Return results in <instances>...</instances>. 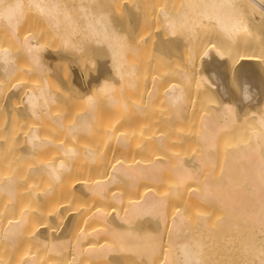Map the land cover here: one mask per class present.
Segmentation results:
<instances>
[{
	"label": "bare ground",
	"instance_id": "6f19581e",
	"mask_svg": "<svg viewBox=\"0 0 264 264\" xmlns=\"http://www.w3.org/2000/svg\"><path fill=\"white\" fill-rule=\"evenodd\" d=\"M167 1L0 0V31H2L0 33L11 38L10 41L14 39L13 43L15 45L17 43L21 47L19 50L23 51L27 63L31 64L29 74L37 73L36 75L42 76L41 79H43V85H37L38 87L35 86V89L24 88L25 90H22L19 83H14L9 90L8 99L16 94L20 95L24 117L40 116L39 111L41 110L40 112H46L47 116L42 113L46 117H48V113L51 118L52 115H57L58 117L52 119L61 127L64 121L59 123L61 115L52 114L51 106L67 107L81 101L86 106L85 109L82 107L84 111L81 108L82 113L75 114L72 119L73 123L67 122L69 125L65 127V123L62 128L65 127L68 135L82 132L85 134L91 129V119L96 113L94 110L97 105L96 98L101 96L100 98L104 99V104L110 106L108 109H116L115 106L119 105L120 113L122 112L115 124L122 125L123 129L119 130L120 127L113 126V132L115 128L120 132L123 131L124 135L115 136L117 130L113 134L114 140L116 137L120 147L125 145L124 136L126 133L124 132L128 131L127 134H130L132 131L129 128L138 127L135 126V122L139 121L138 119L141 117L137 113L142 112L143 115L141 110L149 111L148 115L144 114V117H148V119L142 117L147 121L153 115V106L156 107V104L165 106L163 113L165 109L167 112L164 115H162L163 113L157 115L160 118L161 115L163 116L161 120L157 116H154L155 119L152 117L149 120L151 124L158 118L157 123L163 122L159 126L164 124V127L173 128L176 125L179 126L180 121L183 126L184 122L191 120V124H194L193 127H195V123L196 128L198 127L194 134L191 133V137L188 135L186 138L195 140L192 142L198 147L197 152L192 154L193 157H188L189 159L183 158L181 154L179 156L177 154L178 157H176L175 152L173 153L175 157L171 158L169 153L173 151L167 153L165 149L160 151H165L166 154H169V160L174 161H168V157L165 155V158L162 159L149 158V155L147 159L141 155L140 158L136 157L137 160L129 157L130 162H127L129 161L128 157L127 160L123 158V161L120 160V157L119 162L115 160L117 158L112 159L110 155V158L108 155L106 158L105 155L110 152L109 149L104 150L103 154L101 153L104 155L102 161H100L102 156L100 155V157L99 154L97 155L99 156L98 161L95 160V162L94 158L96 159L97 156L84 155L85 160L93 161L97 163V166L103 162L99 168L103 167L104 174L100 171L101 175L96 174L97 176L94 175L93 178L88 176L89 179L86 176V179L81 178L82 180L79 181H74L72 177L68 178L69 180L66 178L65 190L62 189L66 191V195L71 194L70 198L73 196L77 199L81 197L93 199L96 201V205L94 203L93 206L90 205L91 207L86 206L89 209L86 210V208L84 209L86 211L82 210V212L81 210L75 212L70 211L69 208L66 209L65 207L68 206L62 204L60 200L51 206L48 213H46V209H44V211L46 210L44 213L40 212V207L38 211L43 216V221L46 219L50 221V224L59 223L60 227L56 226V229L53 227L54 230L48 226L49 222L48 224L44 222L45 226L40 225L35 229L32 227L33 230H29V233L28 229L22 230L26 224L29 227V222H33L32 217L35 215L33 212L24 210L16 217L13 215L15 218L10 215L12 218V220L9 219L10 221H7L9 217L5 221L0 220L1 243L13 247L18 244V240H27L31 245L38 246L37 248L42 251L41 255L44 254V257L41 258L39 253L35 254L37 252H33V250V253L30 252L31 255L27 256L24 253L26 250H23L22 255H26V257L23 256L24 258L19 261V264H45L49 254L56 258L59 257V262L63 260V264H79L80 261L81 264L84 262V264H264V0H171L173 3ZM23 21H27L24 23L25 25L38 21L37 23H40L38 26L43 28L42 30L45 29L42 34L44 33L45 37L60 44L58 51H56L57 47L55 50L47 48L48 46L45 47L43 44L46 42L42 44L43 39L40 38L42 34L40 37L38 36L39 38L34 36L36 32L32 33L33 35L30 33L25 35L28 32H23L24 30H21L23 27H19ZM18 31H22L24 35L23 33L21 35V32L19 34ZM252 46L253 48L256 46L257 51H253ZM4 47L2 44L0 48V75L8 79L14 76L18 68L15 55L19 51L15 54L10 50L11 47L10 49ZM87 47L96 50V56L92 55L93 58H91V61L95 60V63H91L94 65L92 69L86 68L85 70L83 68V70L74 65L76 63L75 56L81 49L87 50ZM142 48L146 49L147 57L150 55L148 61L150 58H159L163 63L175 60L182 65L175 68L178 73L174 71L175 69L172 70L177 73L176 78L174 77L175 80L161 81L162 78L159 77L162 74L152 76L153 78L147 80L150 81L149 83L144 82V87L141 85L140 89H143V93H141V98L138 97L141 100L133 99L135 101L133 102L129 99L131 101L129 102V97L124 94L123 89H136L137 81H140L138 76L140 64L136 59H133L134 57H131V61L130 56H133L131 53L134 55L141 53ZM84 51L82 50V52ZM261 53L262 55H260ZM138 55L136 57H141L140 59L145 58L144 54V56ZM259 55L261 58L263 56L261 62L257 61ZM74 60L75 63H73ZM136 76L139 77L137 81ZM51 80L57 82V84L54 83L61 88L60 92L55 93L53 92L55 90H51V83H53ZM49 82H51V87ZM192 84L194 89L191 88V90L189 86ZM138 86L140 87V85ZM116 89H118L116 93L120 95L114 94ZM256 96L259 98L254 100ZM134 97L132 96V98ZM6 103L10 102H5V106ZM11 104L13 103L11 102L8 107H11L12 111V107L15 105L11 106ZM50 104H52L49 106L50 110H47ZM130 106L141 110L137 112L134 110L133 113L136 115L131 112L132 116L130 117L128 114V111L129 113L132 111ZM78 107L77 109L80 110ZM123 108L128 109L127 117H125L126 113L124 114L122 111ZM58 110L60 111V109ZM192 110L195 111L193 115H191ZM14 111L18 112L19 110ZM93 112L95 113L93 114ZM73 113L75 112L73 111ZM122 114H124V118ZM133 115L140 118L138 117L136 121L133 119ZM30 117L29 119L32 118ZM94 119L96 120V118ZM127 119L133 120V125L130 123L131 126H129L130 121ZM153 119L155 121L152 123ZM193 119L196 120L193 121ZM122 120L124 124L121 122ZM126 120L128 124L125 122ZM110 123L112 124V122ZM107 124L109 125V122ZM161 128L163 129V125ZM138 131H134V135L137 132L136 137L132 134L133 132L131 133L135 140L137 134L141 133ZM150 131L153 132L154 129ZM150 131L145 133H150ZM37 132L36 126H32L24 137L25 140L22 137L25 141L22 140V142L25 145L21 143L24 147L21 145L22 154H20L25 159L39 157H32V155L38 153L40 149L46 148L44 146L49 145L48 142L51 141H47L45 137L44 139L40 138L39 132L41 131L38 132L39 134ZM165 134L153 137L154 139L151 140L156 146L149 143L148 149H152L153 146L164 147L165 144L169 148L168 146L171 145H167L168 142H166L169 137L166 138L168 135L165 136ZM140 135L138 134V137ZM127 137L126 135L125 138ZM130 137L131 135L128 138L132 139ZM135 140L134 142H136ZM131 141H128V145L131 147H126L127 149L131 148L128 149L130 152L137 144L133 145V141ZM192 142L187 145L192 146ZM11 144L15 145V143ZM60 144L62 143H59L61 147ZM181 144L186 146L184 139L183 143L180 142V147ZM63 146L65 145L62 144V147L59 148L61 154L65 156L60 154L61 156L54 159L55 162L46 159V162L43 159H41L42 162L39 159V162L36 159V162L39 163L35 162L36 166L31 167L30 170L27 169L30 171V175L49 179L56 185L65 179L64 176L71 173L74 167L70 161L74 158L72 155L76 150ZM117 146L116 144L115 147L117 148ZM149 146L152 147L149 148ZM143 148H139L141 151L137 156H140ZM174 149H176L175 146ZM122 150H124L123 148L121 152L124 153ZM139 150L134 149L133 151ZM157 150L159 152V149ZM17 151L19 150L17 149ZM84 151L83 154H94L93 150H89L88 147ZM125 151L127 150L125 149ZM144 151L142 154L145 153ZM153 153L148 154L152 156ZM15 154L17 153L15 152ZM21 156H18V159L22 160ZM175 158L177 159L175 160ZM66 159L70 163L66 162ZM86 163L88 164V162ZM169 171L173 181L169 179V176L167 177L168 181L172 182V186H169V188L171 187L170 191L167 188L166 190L172 195L163 192L165 188L162 189V186L160 190L155 188L156 183L161 184L163 173ZM18 181L14 174L5 175L0 179V191L4 192L12 202L14 198L16 199L15 193L17 192L15 191ZM62 182L64 183V180ZM59 184L61 185V183ZM124 184L125 186H122ZM33 191L23 192V194L29 193L30 196L27 195L39 203L50 202L49 193L51 194L52 191L49 189H43L38 193ZM58 191H55L56 197ZM170 196L179 201L177 203L171 199L175 206L179 204L177 207L180 208V204L183 203L181 207H188V209L173 207V203V205L169 204ZM53 197L55 198L54 195ZM178 199L182 201L180 202ZM66 200H68L67 197ZM50 204L48 203V206ZM192 204L198 207V210L199 207L203 208L208 204L213 205L214 208L218 204L224 210L219 208L218 212L210 207L214 214L218 213H216V218L211 217L210 220L220 219L213 221L215 223L210 222L208 216L205 215L211 214V209L208 211L202 209L206 211L203 214L205 217L203 215L201 217V213L198 215L195 212L198 217L194 218H198V220L194 221V215L191 217L188 213L194 207ZM201 204H205V206H201ZM36 205L40 204L36 203ZM189 205H191V209H189ZM47 209L49 208L47 207ZM220 211L224 213L223 217ZM187 214L191 217L189 219L193 218V220L189 221ZM218 216L220 218H217ZM36 222L35 224H37ZM55 223L54 225H56ZM16 247L17 245L14 248L16 249ZM32 249L34 248L32 247ZM13 253L16 254V252ZM15 254H13L14 257ZM59 262L55 264H62Z\"/></svg>",
	"mask_w": 264,
	"mask_h": 264
},
{
	"label": "rangeland",
	"instance_id": "374dc122",
	"mask_svg": "<svg viewBox=\"0 0 264 264\" xmlns=\"http://www.w3.org/2000/svg\"><path fill=\"white\" fill-rule=\"evenodd\" d=\"M167 1V0H166ZM169 1H171V0H168L167 2L169 3ZM172 1H174V0H172ZM170 2V3H173V2ZM176 1V0H175ZM27 21H23V24L24 23H26ZM38 21H34V23H32V24H27V25H25L24 24V26H22V25H20L19 27H23L21 30L23 31V32H28V33H25V35L26 34H32V33H34V32H36V33H34V36L36 35L37 36V38H39L40 37V35L42 34V32L43 31H45V29L44 30H42L43 28H40L39 26H38V24H40V23H37ZM32 25V26H31ZM42 25V24H41ZM42 27H44V26H42ZM36 28V29H35ZM38 28H40V29H38ZM0 30H1V28H0ZM26 30V31H25ZM22 31H20L21 32V35H22ZM0 32H2V31H0ZM19 32V31H18ZM20 32H19V34H20ZM5 33V32H4ZM6 34V33H5ZM23 35H24V33H23ZM33 35V34H32ZM45 34L43 33L42 35H41V39H43V42L41 41V39H40V41L42 42V44L44 43V42H46V43H44L43 45H45V47L46 46H48L47 48H49V49H51L52 50V48L55 50L56 49V47H57V50L56 51H58V47L60 46V44L59 43H57L55 40H52V39H49L48 37H45L44 36ZM35 36V37H36ZM39 36V37H38ZM10 37V36H9ZM43 37V38H42ZM46 38H48V39H46ZM11 40V38H7V36H5L4 34L2 35V33H0V48L2 47V44H3V47L4 48H8V49H10V47H11V51H14V53L16 54L18 51L20 52V53H22V54H20L19 52L17 53V55H15V60H16V63L18 64L17 66H18V68H17V70H16V73L14 74V76H12V77H10V78H4V77H2L1 75H0V88L2 89L1 91H0V179L2 178V177H4L5 175H9V174H14L17 178H18V182L16 183V187H17V189H16V191L15 192H17V193H15V195H16V199L14 198V200H13V202L11 201V199H8L9 197H7V195H5V193L4 192H2V191H0V220L1 221H5V220H7V218H8V220L7 221H10V220H12V218H10V215L12 216V217H16L17 215H20L21 214V212H23V210L25 211V212H27V211H29V212H33V214H35L33 217L35 218H33L32 217V219H33V222H29L30 223V225H29V227H28V225L26 224L25 225V227L27 226V228L25 229V227L23 226V228H22V230L24 229L25 231L28 229V233L31 231V230H33V229H35L36 227H39L40 225H44L45 226V223L46 224H48V222H49V224H50V221H48V220H46L45 219V217H44V221H43V216H41V214H40V212H42V213H44L46 210H47V212L46 213H48V211L51 209V206L53 205V204H55V202H57V201H59L60 200V202L62 203V204H64V205H66V206H68V207H65L66 209L67 208H69V210L70 211H78V210H81V212H82V210L83 211H86V210H88L89 208H87V207H91L90 205H94V203H95V205H96V201L95 200H90V199H85V198H83V197H81V198H73V196H72V198L74 199V201L72 200V198H70L71 197V194L69 193V196L68 195H66V191H64L65 189V183H66V181H67V179L68 178H71L72 177V179L74 180V181H79V180H82V179H86V176H87V178L89 179V177H91V178H93L94 177V175H99L101 172L100 171H102V173L104 174V169L102 170V168H99V167H101L100 166V164L101 163H103V162H101V163H99V165L97 166L96 164L97 163H94L95 162V160H97L98 159V157L101 155L102 156V158H101V160L100 161H102L103 160V157H104V155H102L103 153H104V150H108V151H110V152H108V153H106V158H107V155H108V157H109V155L111 156V158L113 159H115V158H117V159H115L116 161L118 160L119 162H120V160H122L123 158H127L128 160L130 159L129 157H132V159L133 158H135L136 160H137V158L139 157H145V158H147L148 159V155H149V158H156V159H158V158H165V156L166 157H168L167 159H168V161H170V162H172V161H174V160H169L170 158H169V154L171 155V158H174L175 156L176 157H178L180 154H181V156L184 158L185 157V159H189L188 157H193V153L195 154V152H197V148L198 147H196L195 145L196 144H193V142L192 141H194L195 142V140H192L191 138V140L190 139H186L187 137H188V135H190V137H191V133H195V130H197V128H196V123H195V127H193V125L191 124V120H189L190 122H188V121H186V122H184L185 124H183V126H181V121H180V124H179V126L178 125H176V127L174 128V130H173V128L172 127H168V126H165L164 127V124H162L163 125V129L161 128V126H159L161 123H163V122H161V123H157L156 121H158L157 119L158 118H160V116H157L158 114H161V113H163V111H164V108H166L165 106L164 107H162L161 106V104L160 105H158V104H156V107H154L153 106V108H154V110H152L153 108L151 107V110L153 111L152 113H153V115H151V118L152 117H154V116H157L158 118H156V121L154 120L155 119V117H154V119L152 120V123H153V121H155L153 124H151L150 122H149V120L151 119H149V120H147V121H145V120H143V118L144 119H148V117H144V114L146 113L147 114V112H149V111H147L146 109H143V110H141V111H143V115L141 114L142 112H138V113H140V114H138L137 113V115H139L141 118H142V120H140L141 118L139 117V116H135L136 115V113H133L134 112V110H136V108L135 107H132V106H130V108L132 107V111H130V113H129V111H128V114H129V116L131 117L132 115H130L131 114V112L133 113V114H135V115H133V119H136V121H137V119H138V117L140 118V119H138L139 121H140V123H142L141 125H140V123H139V121H137L138 122V125H136L137 124V122H135V126H138V127H131V128H129V126H131V125H133V120H128V121H130L129 122V126H127L126 125V127L127 128H129L128 130L134 135V131H141V133L139 132L138 134L142 137V135H144V133L145 132H149L150 130H152L153 131V129H154V133L153 132H151L150 131V133H145V135L141 138L140 136V139L142 140H140L139 139V137H138V134H137V138H136V140H135V135H136V133L137 132H135V137L130 133V134H127L128 133V131H125L124 133H126L125 134V136H124V140H125V145L123 146V147H120L121 145L116 141V137H115V140H114V137H113V134H115V131L117 130V134L115 135V136H117L118 134H122L123 133V131H119V130H122L123 128H121L122 127V125L121 126H118V125H116L115 123H117V121H118V116L122 113H120V107H118L117 105L115 106V108L116 109H114V108H111V110L110 109H108L110 106H108V105H106V104H104V99H102V98H100L101 96H99V98H96L97 100H96V102H97V105L95 106V109L94 110H96L95 112H93V118L91 119V124H92V126L90 125V130H88V132L86 133L85 132V134H84V132H82V133H77L76 135H68V133H67V131H66V129H65V127L67 126V125H69L70 123H73L72 122V119H73V117L75 116V114L77 113V114H79L81 111H82V109L84 108L85 109V105H84V102H81V101H77V102H75V103H72L71 105H68L67 107L66 106H62V105H54V106H56V107H54V106H51L52 104H50V105H48V107L49 106H51L52 108H51V110H52V112L51 111H49V112H51L52 114H55L56 115V113L58 114V115H61V117L59 116V119H60V121H59V123H62V121H64L63 123L65 124L66 123V125H65V127L64 128H62L63 126L62 125H64V124H62L61 125V127L56 123V121L54 122V120L52 119V118H54V117H56V116H54V115H52V114H50V115H52L53 117L51 118V116H49V113H48V111H47V113H48V117H46L47 116V114H46V112L44 113V111H42V112H40L39 111V113L42 115V113H44L45 115H38V116H27V118L26 117H24V115H23V113H22V111H23V108H22V106H23V104H22V99H21V97H20V95L19 94H16V95H14L13 97H11V99L9 98L8 99V94H9V90H11V87H12V85L14 84V83H19L20 84V89H22V90H25V89H32V88H34L35 89V86L36 87H38V86H42L43 85V79H41L42 78V76L40 77V75L39 76H37L36 74H29L30 72H28L30 69H31V64L30 63H27L28 61H27V59H25V56H23V51L20 49L19 50V48H21L16 42V45H18V46H16L14 43H13V40L12 41H10ZM45 40V41H44ZM48 41V42H47ZM56 42V43H55ZM59 44V45H58ZM9 46V47H8ZM16 46V47H15ZM55 47V48H54ZM252 48H253V46H252ZM251 48V49H252ZM255 48V49H254ZM254 48L252 49L253 51H257V47L256 46H254ZM17 49V50H16ZM60 49V48H59ZM82 50L84 51H87V52H82ZM87 50L85 49V48H83V49H81L80 51H79V54H80V56H79V54L77 53V55H76V53H75V60H76V63H75V60H74V62L73 63H75L74 65L78 68V67H80V69H85L86 70V68L89 70V69H92L93 67H94V65L93 64H91V63H95V60H92L91 61V58H93V56L92 55H94V56H96L95 54H96V50L95 49H90V48H88L87 47ZM90 50V51H89ZM142 55H141V53L139 54V53H137L136 55H134L133 53H131V55H133V56H130V60H131V57H134L133 59H136V61H138V63L140 64V71H139V77H140V79H139V77L138 76H136L137 78H136V81H137V79H139L140 81H137V87H135L136 89H128L127 90V88L126 89H123L124 90V94L125 95H128L127 97H129L128 98V100L130 99L131 101H133V99H135V101H137V100H141V99H139V98H141L140 96H142V94L141 93H143L142 92V90L143 89H140V88H142V87H144L145 85H144V82H147V83H149L150 81H147V80H149V79H151V77L152 76H157V75H161L159 78H162L161 79V81H168V80H170V79H172V81L173 80H175V78H176V74L178 73L177 71H176V69L177 68H179L182 64L180 63V62H175V60L173 61V62H171V61H167L166 63L164 62H162L159 58H150V62L148 61V58H149V56L147 57L146 55H148V53L147 52H145V48L143 49L142 48ZM147 51H148V49H147ZM252 51V52H253ZM264 51V50H263ZM147 53V54H146ZM140 55V56H144L145 55V58L144 57H142V59H140L141 57H136L137 55ZM144 54V55H143ZM264 54V53H263ZM22 55V56H21ZM138 55V56H139ZM260 55H262V53L260 54ZM260 55H259V57H258V62H261L263 59V56H262V58L260 57ZM73 57H74V55H72ZM77 57H78V59H77ZM97 58V57H96ZM138 58V59H137ZM259 58L261 59L260 61H259ZM77 61H79V62H77ZM132 61V60H131ZM135 61V62H136ZM148 61V62H147ZM171 62V63H170ZM79 64V66H78V64ZM149 63V64H148ZM93 65V66H92ZM153 65V66H152ZM84 66V67H83ZM142 66H144V67H142ZM82 67V68H81ZM159 69H158V68ZM174 67V68H173ZM161 68V69H160ZM176 68V69H175ZM83 69V70H84ZM175 69V70H174ZM148 70V71H147ZM157 70V71H156ZM172 70H174V71H176L177 73H175L174 71V73H175V75H174V73L172 72ZM150 71V72H149ZM154 71H156L155 73H154ZM161 71V72H160ZM28 72V73H27ZM152 72H153V74H152ZM158 72V73H157ZM150 77V78H149ZM175 77V78H174ZM153 78V77H152ZM178 79H179V77H177ZM164 79V80H163ZM166 79V80H165ZM177 80V79H176ZM41 81V82H40ZM171 81V80H170ZM42 83L41 85H40V83ZM51 82H56V81H52L51 80ZM51 82H49V86L51 87V84H52V88H51V90L53 89V90H55V91H53V92H55V93H57V91L58 92H60L59 90H61V88H59V87H57L56 86V84H57V82H56V84L54 83V86L56 87H54L53 86V83H51ZM139 82V83H138ZM51 83V84H50ZM146 83V84H147ZM38 85V86H37ZM138 85H140V87L138 86ZM141 85H142V87H141ZM59 86V85H58ZM54 87V88H53ZM139 87V88H138ZM190 87V89L192 88V89H194L193 88V84H192V86L190 85L189 86ZM188 87V88H189ZM25 88V89H24ZM50 89V88H49ZM191 89V90H192ZM50 90V91H51ZM117 91H114V94L116 93V92H118V89H116ZM130 90V91H129ZM136 90V91H135ZM126 91H128V92H126ZM134 91V92H133ZM138 91V92H137ZM121 92L123 93V91H122V89H121ZM137 92V93H136ZM128 93V94H127ZM117 95L119 94V93H116ZM120 95V94H119ZM115 96V95H114ZM132 96H135L134 98H132ZM127 97H125L124 96V98H126L127 99ZM137 97V98H136ZM139 97V98H138ZM119 98H120V96H119ZM132 98V99H131ZM257 98H259V96L257 97L256 96V98L254 97V100L255 99H257ZM9 100V101H8ZM127 100V101H128ZM129 100V102H131ZM100 101H102V102H100ZM135 101H133V102H135ZM5 102H12L13 104H11V106H13V105H15V106H13L12 107V111H11V107H8V105L10 104V103H6L7 105L5 106ZM136 103H139V102H136ZM103 104V105H102ZM76 105V106H75ZM84 105V106H83ZM104 105H105V107H104ZM158 105V106H157ZM61 108H60V107ZM77 106H79L78 108L80 109V110H78L77 109ZM106 106H107V108H106ZM18 107V108H17ZM83 107V108H82ZM111 107H114V106H111ZM162 107V108H161ZM255 107H257V106H255ZM55 108V109H54ZM74 108V109H73ZM82 108V109H81ZM117 108H118V110H117ZM134 108V109H133ZM58 109H60V111L58 110ZM75 109H76V111H75ZM84 109H83V111H84ZM14 110H19V111H21V113H19V111L17 112V111H14ZM47 110H50V107L47 109ZM58 110V111H57ZM126 109H122V111L124 112V114L127 112V110L125 111ZM129 110H131V109H129ZM140 110H136L135 112H137V111H140ZM144 110H146L145 112H144ZM195 110V109H194ZM14 111V112H13ZM73 111L75 112V113H73ZM116 111H119V112H116ZM16 112V113H15ZM60 112V113H59ZM115 112V113H114ZM155 112V113H154ZM165 112H167L166 111V109H165ZM164 112V113H165ZM195 111H193L192 110V114L191 115H193V113H194ZM82 113V112H81ZM164 113L162 114V115H164ZM189 113H191L190 112V110H189ZM188 113V114H189ZM76 114V115H77ZM124 114H122V117L124 116ZM145 114V115H146ZM156 114V115H155ZM166 114V113H165ZM195 114V113H194ZM20 115H23V116H20ZM142 115V116H141ZM148 115V114H147ZM161 115V118H163V116ZM19 116V117H18ZM66 116V117H65ZM121 116V115H120ZM128 115H127V113H126V115H125V117H127ZM136 118H135V117ZM22 117V118H21ZM24 117V118H23ZM29 117L31 118V119H29ZM58 117V116H57ZM130 117H129V119H130ZM50 118V119H49ZM94 118H96V120L94 119ZM111 118H113L112 120H111ZM117 118V119H116ZM121 118V117H120ZM124 118V117H123ZM161 118H160V120H161ZM53 120V121H52ZM117 120V121H116ZM121 120V119H120ZM125 120V119H124ZM125 121L126 123L128 122V121ZM194 120H196V119H193V121ZM34 121V122H33ZM52 121V122H51ZM74 121V120H73ZM142 121V122H141ZM143 121H144V125H143ZM54 122V123H53ZM67 122H69V124L67 123ZM105 122H106V124H105ZM107 122H109V125L107 124ZM110 122H112V124L110 123ZM121 122H123V120L121 121ZM160 122V121H159ZM196 122V121H195ZM198 122V121H197ZM56 123V124H55ZM119 123H120V121H119ZM118 123V124H119ZM125 123V124H126ZM130 123H132L131 125H130ZM145 123H148L147 125L145 124ZM188 123V124H187ZM54 124V125H53ZM123 124H124V122H123ZM128 124V123H127ZM150 124V125H149ZM198 124V123H197ZM36 126V129L38 130V132L39 131H41V132H39L40 133V138H42L43 137V139H44V137H45V139L47 140V141H49V140H51V141H49L48 143H49V145H46V146H44V147H46V148H43V149H40L39 151H38V153L36 152V154H34V155H32V157L34 156H39V157H37V158H24V157H22L21 156V148H22V146L24 147V143L23 142H25L24 140H25V136H26V134H27V132H29V130L32 128V126L33 127H35ZM59 127H58V126ZM106 125V126H105ZM108 125V126H107ZM111 125V126H110ZM116 125V126H115ZM140 125V126H139ZM145 125L147 126L146 128H145ZM149 125V126H148ZM52 126H54V127H52ZM110 126V127H109ZM113 126H115V127H120V129L118 130L117 128H115V131L113 132ZM124 127H125V125H123ZM144 128H143V127ZM153 126V127H152ZM157 128H156V127ZM161 128H159V127ZM198 126V125H197ZM152 127V128H151ZM62 128V129H61ZM136 130H135V129ZM147 128H148V130H147ZM151 128V129H150ZM165 128V129H164ZM194 128V129H193ZM196 128V129H195ZM27 129H29L28 131H26ZM107 129V130H106ZM111 129V131H109ZM141 129V130H140ZM150 129V130H149ZM167 129H169V130H167ZM176 129V130H175ZM105 130V131H104ZM126 130V129H125ZM145 130H147V131H144ZM172 130V131H171ZM194 130V131H193ZM25 133H24V132ZM90 131V132H89ZM143 131V132H142ZM159 131H160V134H159ZM165 131V132H164ZM169 131V132H168ZM171 131V132H170ZM175 131V132H174ZM179 131H180V133H179ZM193 131V132H192ZM37 132V133H38ZM92 132V133H91ZM107 132V133H106ZM108 132H113L111 135H109V133ZM118 132H120V133H118ZM168 132V133H167ZM174 132V133H173ZM178 132V133H177ZM38 133V134H39ZM162 133H167V134H165V136L166 135H168V136H166V138L167 137H169V138H167L168 140H166V142H168L167 143V145H171V146H168L169 148H167L165 145H164V147L163 146H161V147H163L162 149H161V147H159L158 145H157V147H159V148H156L155 146V144L153 143V140H151V139H154L153 137H155V136H157V135H163L164 136V134H162ZM170 133V134H169ZM24 134V135H23ZM106 134H108V135H106ZM147 134H149L150 136H148ZM155 134V135H154ZM17 135V136H16ZM104 135V136H103ZM107 137H106V136ZM122 135H124V134H122ZM126 135L129 137V135H131V137H132V139H129L128 137V139L127 138H125L126 137ZM151 135H154V136H151ZM148 136V137H147ZM24 138V140H23V138ZM111 139H110V138ZM130 137V138H131ZM149 138V139H148ZM20 139V140H19ZM178 139V140H177ZM179 139H181L180 141H179ZM183 139H184V144H186V146L184 147V145H182L181 147H180V142L181 143H183ZM5 140H7L8 141V143L6 144V142H5ZM22 140H23V142H22ZM111 140H112V142H111ZM133 141V145L134 144H136V147H133V145H132V147L136 150V149H138L139 150V148L141 147V149L143 148V151L144 150H147L148 149V145H149V143L151 144H154L155 146H153L154 148H156V149H154L152 146H149V148L150 147H152V149L153 150H155L154 151V153H153V150L151 149V151H150V149H148L147 151H144L145 153H143L142 154V152H141V154H140V156H137L138 154H139V152L141 151V150H139V151H133L134 149L132 148V150H131V152H130V150H128V149H131V148H126V147H129L130 145H128V141ZM134 140L136 141V142H134ZM149 140H151V141H149ZM170 140V141H169ZM185 140H187V141H189V142H192V146L190 145V146H188L190 143L188 142L187 143V141H185ZM131 141V142H132ZM174 141V142H173ZM2 142H5V143H3L2 144ZM146 142V143H145ZM172 142V143H171ZM186 142V143H185ZM11 143H15V145H13V144H11ZM24 144V145H22V144ZM59 143H62L63 145H65V146H63V147H66V146H68V147H72V148H75V154L74 155H72V156H74V158H72L71 159V165L72 166H74L73 168H72V175H71V173L69 172V174H67L66 176H64L65 177V179H63L64 180V183L62 182V181H60L59 183H61V185H63L62 187H61V185L58 183L57 185L55 184V183H53V182H51L49 179L47 180V179H43V178H40V177H36V176H34V175H30V171H28L27 169L29 168V170H30V168L31 167H34V166H36L35 164L37 163L36 162V159L40 162V160L41 159H43L44 161H45V159L46 160H50V161H54V159H57L59 156H65L64 154H61V147H62V144H60L61 145V147L59 146ZM109 143V144H108ZM127 143V144H126ZM18 144H20V145H18ZM89 146H88V145ZM110 144H113L114 146H111ZM118 145L117 146V148L115 147V145ZM131 144V143H130ZM172 144H174V145H172ZM176 144V145H175ZM188 144V145H187ZM11 145V146H10ZM22 145V146H21ZM147 145V147H145ZM195 147H194V146ZM5 146V147H4ZM9 146V147H8ZM60 148H59V147ZM173 146V148H174V146H175V148L176 149H174L173 150V148L171 149V147ZM16 147H17V149L19 150V151H17V149H16ZM20 147V148H19ZM67 147V148H68ZM81 147V148H80ZM87 147H88V149L89 150H93V153L94 154H92V155H88V154H83L82 152L84 151V150H86L87 149ZM131 147V146H130ZM3 148V149H2ZM60 150H59V149ZM115 148H116V150L118 149V151H116L115 150ZM124 149V150H122L124 153H122L121 152V149ZM147 148V149H146ZM178 148V149H177ZM119 149H120V151H119ZM125 149L128 151V153H126L127 151H125ZM157 149H159V152H158V150ZM163 149H165V151L167 152V153H169V152H171V151H173V152H171V153H169V154H166V152L165 151H160V150H163ZM169 149H171V150H169ZM78 150V151H77ZM115 150V151H114ZM156 150H157V152H156ZM97 151V152H96ZM111 151H113V152H111ZM133 151V152H132ZM15 152L17 153V154H15ZM18 152H19V154H18ZM59 152V153H58ZM77 152V153H76ZM85 152V151H84ZM92 152V151H91ZM103 152V153H102ZM153 153L154 155H152L151 156V154H148V153ZM165 152V153H164ZM175 152V156L173 155V153ZM86 153V152H85ZM102 153V154H101ZM110 153V154H109ZM147 153V154H146ZM159 154V155H157V154ZM182 153H183V155H182ZM61 154V155H60ZM99 154V156H97ZM177 154H178V156H177ZM21 156L23 159L22 160H20V159H18V156ZM87 155V156H97V158L95 159L94 158V162L93 161H87V160H85L86 158H84L85 156ZM116 155H118L117 157H115ZM119 155H121V156H119ZM136 155V156H135ZM142 155V156H141ZM144 155H146V156H144ZM155 155H157V156H155ZM165 155V156H164ZM173 155V156H172ZM188 155V156H187ZM190 155V156H189ZM192 155V156H191ZM82 156V157H81ZM100 156V157H101ZM112 156H114V157H112ZM123 156V157H122ZM134 156V157H133ZM164 156V157H163ZM180 156V157H181ZM14 157V158H13ZM31 157V156H30ZM121 157V158H120ZM137 157V158H136ZM18 160H17V159ZM110 158V157H109ZM119 158H120V160H119ZM144 158V159H145ZM33 159V160H32ZM40 159V160H39ZM65 159V158H64ZM126 159V160H127ZM177 158H175V160H176ZM73 160V161H72ZM125 160V161H126ZM134 160V159H133ZM140 160V159H139ZM43 161V162H44ZM49 161V162H50ZM56 161V160H55ZM54 161V162H55ZM66 162H69L68 161V159H66L65 160ZM88 162V164L86 163V162ZM98 161V160H97ZM123 161V160H122ZM121 161V162H122ZM132 161V160H131ZM144 161V160H143ZM145 161H147V160H145ZM36 162V163H35ZM38 162V163H39ZM41 162H42V160H41ZM46 162V161H45ZM53 162V163H54ZM69 162V163H70ZM81 162V163H80ZM92 162V163H91ZM127 162H130V160L129 161H127ZM37 163V164H38ZM74 163V164H73ZM78 163V164H77ZM84 163V164H83ZM89 164H90V167H89ZM87 167H86V166ZM92 165V166H91ZM96 165V167H94ZM71 166V167H72ZM101 169V170H100ZM74 171H76V172H74ZM94 171V172H93ZM99 173H98V172ZM26 172V173H25ZM167 173V172H166ZM165 172L163 173L164 175L162 176V179L160 180V181H162V182H160L161 184H159V182L158 183H156V187H155V185H154V187L155 188H157L158 190H160V188H161V186H162V189L163 188H165L164 190L165 191H163L162 189V191L163 192H168V193H166V194H170V188H169V186L171 185L172 186V182L171 181H168L169 179H172V181H173V178H171L172 177V175H171V177H170V174L169 173H171L170 171L166 174ZM29 174V175H28ZM74 175V176H73ZM83 177H82V176ZM96 175V176H97ZM101 175V174H100ZM24 176V177H23ZM28 176V177H27ZM31 176V177H30ZM89 176V177H88ZM170 177L169 179L167 178V177ZM33 177V178H32ZM74 177V178H73ZM85 177V178H84ZM166 177V178H165ZM27 178H28V180H27ZM38 178V179H37ZM67 178V179H66ZM82 178V179H81ZM36 180H38V181H36ZM46 180V181H45ZM69 180V179H68ZM29 182V184H27ZM49 184V185H48ZM54 184V185H53ZM59 185V186H58ZM158 185V186H157ZM56 186V187H55ZM65 186V187H64ZM122 186H125V184L124 185H122ZM160 186V187H159ZM53 187H54V189H53ZM59 187V188H58ZM32 188V189H31ZM52 188V189H51ZM57 188H58V190H57ZM64 190H63V189ZM123 188V187H122ZM125 188V187H124ZM166 188L169 190V191H167L166 190ZM47 190V189H49L50 191H52V197H51V194L49 193V195H50V202L52 201V203L50 204V202H46V203H44V202H41V203H43V204H41V203H39V202H37V201H34L35 199H33L32 197H29L30 196V194L29 193H25L26 194V196H24L25 194H23V192H29L30 190L32 191V190H34V191H36V193H38V191L40 192H42V190ZM33 191V192H34ZM58 191V193H57V197H56V192ZM21 192H22V194H21ZM53 192H55V193H53ZM68 192V191H67ZM64 193V194H63ZM27 194H29V196L27 195ZM58 194H59V196H58ZM68 194V193H67ZM53 195L55 196V198L53 197ZM65 195H66V197H67V199L68 200H66V197H65ZM170 195H172V194H170ZM174 196V195H173ZM173 196H170L169 198H170V201H171V199H173L174 200V198H173ZM31 198V199H30ZM63 198V199H62ZM30 199V200H29ZM56 199V200H55ZM63 201H62V200ZM65 199V200H64ZM70 199H71V201H70ZM82 199V200H81ZM8 200H10V201H8ZM53 200H55L54 201V203H53ZM78 200H80V201H78ZM87 200H89V201H87ZM178 200H180V199H178ZM70 201V203L67 205V203ZM174 201H176V200H174ZM182 200H180V202H181ZM64 202V203H63ZM89 202V203H88ZM177 203L179 202V201H176ZM175 202V203H176ZM14 203V204H13ZM36 203H38V204H40V205H36ZM48 203L50 204L49 206H48ZM91 203V204H90ZM174 204V202L173 201H171L169 204H171V205H173ZM176 203V204H177ZM72 204V205H71ZM81 204V205H80ZM183 204V203H182ZM182 204H180L181 206H182ZM184 205H186V204H184ZM196 205V204H195ZM198 205H200V204H198ZM205 206V204H201V206ZM207 205V204H206ZM87 206V207H86ZM175 206V204L173 205V207ZM177 206H179V204L177 205ZM177 206H175V207H177ZM180 206V208L181 209H188V207L187 208H183V207H181ZM186 206H188V205H186ZM194 205L192 204V207H193ZM213 205H207V206H205V207H203V208H201V207H199L200 209V211L198 210V207H193V209H191L192 207H191V205H189V209H191L190 210V212H188V213H190L189 215L192 217L193 215V218L194 217H198V215L200 214L201 215V217H202V215L203 214H205L206 213V211H208V210H210L211 208H213V210L215 209V211H218L219 212V208H221V206L219 205L218 206V204L216 205V207L214 208V207H212ZM41 207V209L38 211V209ZM43 207V208H42ZM47 207L49 208V209H47ZM72 209H71V208ZM211 207V208H210ZM34 208H36V209H34ZM82 208V209H81ZM87 208V209H86ZM177 208H179V207H177ZM177 208H175V209H177ZM179 208V209H180ZM44 209H46L45 211H44ZM84 209H86V210H84ZM198 211H197V210ZM202 209H206V211L204 210H202ZM217 209V210H216ZM34 210H35V212H34ZM213 210L211 209V211H212V213H213ZM221 210H222V208H221ZM224 210V209H223ZM222 210V211H223ZM37 211V212H36ZM181 211V210H180ZM211 211H209V212H211ZM214 211V212H215ZM20 212V213H19ZM79 212V211H78ZM182 212H185V211H182ZM187 212V211H186ZM198 214H196V213ZM208 212V213H209ZM37 213V214H36ZM39 213V214H38ZM192 213V214H191ZM211 213V214H212ZM216 213L217 212H215V214L213 213L212 215L209 213L208 215L207 214H205L206 216H208V220H210V218L212 217H214V218H216ZM186 214V213H185ZM218 214V213H217ZM220 214H222V217H223V214L224 213H222L221 211H220ZM14 215V216H13ZM214 215V216H213ZM186 216H188V214L186 215ZM210 216V217H209ZM14 217V218H15ZM39 217V218H38ZM42 217V218H41ZM191 217H187L188 218V220L190 221V220H193V218L192 219H189V218H191ZM200 217V216H199ZM203 217H205L204 215H203ZM217 218H220L219 216L217 217ZM10 219V220H9ZM39 219V220H38ZM197 220H198V218H196ZM195 218H194V221L196 220ZM212 220V219H211ZM210 220V222H213V221H218V220H220V219H218V220H212L211 221ZM37 221V222H36ZM43 221V222H42ZM47 221V222H46ZM35 222L37 223V224H35ZM45 222V223H44ZM28 223V224H29ZM32 223H34V224H32ZM54 223L55 222H53V223H51L50 225L48 224V226H51L52 228L54 227L55 229H56V226H57V228L58 227H60V225H59V223L57 224V223H55L56 225H54ZM213 223H215V222H213ZM38 225V226H37ZM35 226V227H34ZM47 226V225H46ZM47 226V227H48ZM32 227H33V229H32ZM51 228V229H52ZM54 228L52 229V230H54ZM30 230V231H29ZM26 232V233H27ZM22 236V235H21ZM24 236V235H23ZM22 242V243H21ZM25 242V243H24ZM18 244H16L17 245V247H16V249L14 248L15 246H8V245H6V243H1L0 242V247H1V249H0V264H19L20 262L19 261H21L24 257H26V255L28 256V255H31V253L30 252H32L33 250V252H37V253H35V254H38L39 253V255H40V257L41 258H43L44 256V254L43 255H41L40 253H42V251H40L37 247L38 246H33V244L31 245V243L29 242V241H27V240H21L20 239V241L18 240V242H17ZM26 244V245H25ZM3 245V246H2ZM30 245L34 248V249H32V247L30 248ZM4 247V248H3ZM10 247V248H9ZM20 247H22L21 249H20ZM40 248V247H39ZM11 249V250H10ZM14 249V250H13ZM32 249V250H31ZM36 249H38V250H36ZM23 250H28L27 251V253H26V251L24 252L26 255H22L23 254ZM42 250V249H41ZM16 252V254L15 253H13V252ZM18 252V253H17ZM32 252V253H33ZM20 253V254H19ZM30 253V254H29ZM13 254H15V257H14V255ZM16 255H17V257H16ZM12 258H11V257ZM22 256V257H21ZM24 256V257H23ZM51 255L49 254V256L47 257L48 259L45 261V264H55V263H58L59 262V257L58 258H56V257H54V256H51ZM10 257V258H9ZM20 257H21V259H20ZM45 257V258H46ZM14 258V259H13ZM50 258V259H49ZM52 258V259H51ZM6 259V260H5ZM12 259H13V261H12ZM19 259V260H18ZM62 259V258H61ZM16 260V261H15ZM18 260V261H17ZM9 261H11V262H9ZM58 261V262H57ZM81 262V261H80ZM79 262V264H81ZM82 262H83V260H82ZM59 263H64L63 262V260L62 261H60ZM85 263V262H84ZM84 263H82V264H84Z\"/></svg>",
	"mask_w": 264,
	"mask_h": 264
}]
</instances>
